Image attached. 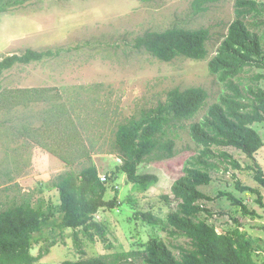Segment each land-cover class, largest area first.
<instances>
[{
  "label": "rangeland",
  "instance_id": "374dc122",
  "mask_svg": "<svg viewBox=\"0 0 264 264\" xmlns=\"http://www.w3.org/2000/svg\"><path fill=\"white\" fill-rule=\"evenodd\" d=\"M193 1L36 0L0 14V58L22 55L29 49H62L58 57L28 65L17 64L4 72L0 77L1 89H53L52 94L59 98L57 107L70 114L75 122L92 151V163L98 167L100 176H110L105 182L108 189L105 198L118 201L113 209H101L95 216L96 221L106 227V243L97 235L90 241L80 233L81 246L78 248L73 230L67 229L63 237L59 229L51 236L46 231L48 238L33 247L32 255L37 256L40 248L54 239L57 244L34 264H60L66 260L100 256L114 260V255L143 251V245L155 236L163 239L177 256L180 246L187 247L188 240L172 236L168 226L167 215L178 203L172 186L199 155L188 134L189 125L201 121L209 106L228 91L226 85L209 72L208 63L236 17V0L209 4L206 11L199 13L193 9ZM257 1L261 14L256 19L248 17L247 22L250 29L264 35V0ZM173 28H209L211 40L207 60L179 57L167 63L135 48L136 39L146 32ZM256 75L264 76V69L254 68L244 73L241 88L258 84L264 89V79L258 83L253 81ZM192 87L208 92L206 106L194 120L186 122L187 129L178 132L172 158L152 156L140 166V173L150 174L157 181L146 190L135 187L118 170L122 165L115 142L119 125L164 102L170 90ZM49 108V102H43L0 111V212L27 200L33 205L43 201L58 207L59 194L54 185L59 175L70 170L79 172L87 164L69 167L24 136L27 135L24 126L40 127ZM253 128L264 140V123L255 124ZM214 151L217 155L222 152L232 155L240 169L221 157L208 160L216 169L211 168L210 184L199 187L210 198L202 201L207 212L200 214L199 219L215 226L218 233L240 227L253 239L255 259L262 263L264 190L253 179V167L258 164L264 169V148L254 159L233 147L215 148ZM238 183L242 188L259 189L262 204L258 202L257 193L239 189ZM222 194L232 195L256 216L245 215L240 206ZM139 212L157 215L160 221L156 225L144 221L136 216ZM58 215L56 213V217ZM132 264L142 262L136 259Z\"/></svg>",
  "mask_w": 264,
  "mask_h": 264
},
{
  "label": "trees",
  "instance_id": "16d2710c",
  "mask_svg": "<svg viewBox=\"0 0 264 264\" xmlns=\"http://www.w3.org/2000/svg\"><path fill=\"white\" fill-rule=\"evenodd\" d=\"M33 1L36 0H0V14ZM220 1L194 0L192 4L195 12L199 13L206 11L207 5ZM259 6L257 0H236V17L229 25L216 55L208 63L209 72L217 76L228 91L218 102L209 106L207 115L201 121L193 122L188 127V134L198 148L199 155L172 186V194L178 203L177 208L167 215L171 235L187 239V247L180 246L177 256L163 239L155 236L143 245V251L114 255V260L109 256H100L80 258L77 261L66 260L60 264H132L136 259L142 264H264V261H256L254 241L240 227L218 233L215 226L199 219L200 214L207 212L202 201L210 200L199 187L210 184L211 168L216 169L215 164L208 160L221 157L235 169H240L232 155L226 152L217 155L214 149L233 147L254 159L264 148V140L253 128L255 124L264 123V89L258 84L241 88V76L244 73L254 68L264 69V35L250 29L247 22L248 17L256 19L261 14ZM210 40L209 28H173L164 32H146L136 39L135 48L167 63L179 57L204 61L209 57ZM61 53L62 49H29L22 55L0 58V77L17 64L41 62L58 57ZM262 79L263 75H256L253 81L258 83ZM52 91L51 88L0 87V111L49 102L50 108L46 111L43 124L36 128L25 125L24 134L27 135L24 136L69 167L87 164L79 172L70 170L59 175L54 185L59 194L58 207L43 201L33 205L27 200L0 212V264L38 262L50 253L57 240L41 247L37 256L31 253L33 247L48 238L45 237L46 231L51 236L55 229L60 230L59 235L62 237L67 229L73 230L78 248L81 246L80 233L90 241L95 240V235L104 243L108 240L106 227L96 221L95 216L101 209H113L118 201L105 198L108 189L101 181L98 167L92 163V151L70 114L57 107L56 100L58 102L59 98ZM208 99L209 94L203 88H175L168 92L164 102L120 124L115 134L116 154L122 161L118 170L135 187L148 189L157 178L140 173V166L144 161L151 160L152 156L158 159L172 158L178 132L187 129L186 122L195 119ZM253 171L254 181L264 190L263 167L257 164ZM237 186L241 190L257 193L258 202L262 204L259 189L242 188L239 183ZM221 196H228L235 205L242 208L245 215L256 216L232 195ZM56 213H59L58 217ZM136 216L155 225L160 221V217L152 213L139 212Z\"/></svg>",
  "mask_w": 264,
  "mask_h": 264
},
{
  "label": "built area",
  "instance_id": "2783aa9c",
  "mask_svg": "<svg viewBox=\"0 0 264 264\" xmlns=\"http://www.w3.org/2000/svg\"><path fill=\"white\" fill-rule=\"evenodd\" d=\"M100 178H101V181H102L103 183H105V182L108 181L109 176L105 174V175L100 176Z\"/></svg>",
  "mask_w": 264,
  "mask_h": 264
},
{
  "label": "crops",
  "instance_id": "0c3cea01",
  "mask_svg": "<svg viewBox=\"0 0 264 264\" xmlns=\"http://www.w3.org/2000/svg\"><path fill=\"white\" fill-rule=\"evenodd\" d=\"M8 123H9L8 121H7V122H5V124H6V125H7ZM6 125H5V126H6Z\"/></svg>",
  "mask_w": 264,
  "mask_h": 264
},
{
  "label": "clouds",
  "instance_id": "9594fccd",
  "mask_svg": "<svg viewBox=\"0 0 264 264\" xmlns=\"http://www.w3.org/2000/svg\"><path fill=\"white\" fill-rule=\"evenodd\" d=\"M101 175V174H100ZM105 175V174H104Z\"/></svg>",
  "mask_w": 264,
  "mask_h": 264
}]
</instances>
